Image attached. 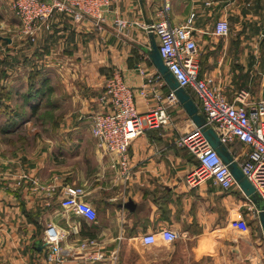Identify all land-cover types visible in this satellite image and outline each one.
<instances>
[{"label":"crops","instance_id":"1","mask_svg":"<svg viewBox=\"0 0 264 264\" xmlns=\"http://www.w3.org/2000/svg\"><path fill=\"white\" fill-rule=\"evenodd\" d=\"M13 1L0 0V11L15 13ZM164 2L114 0L100 28L56 12L50 29L40 28L34 41L21 35L16 16L15 34L0 35V86L18 123L1 133L0 264H54L46 246L42 252L35 247L50 226L62 235L64 264H264L260 229L241 233L230 224L239 214L250 222L258 214L240 187L224 190L212 179L187 184L198 159L176 140L196 125L180 103L171 124L132 141L128 173L93 135L94 116L108 111L102 96L115 69L134 90L142 113L156 102L153 90L163 97L169 92V86L153 84L147 96L140 94L158 70L139 45H150L145 26L155 22ZM170 2L172 24H188L194 14L199 76L230 101L241 89L263 98V80L252 77L264 74V0ZM117 18L129 24L123 32ZM222 18L231 30L220 37L214 30ZM246 36L255 50L243 48ZM31 122L38 130H22ZM227 147L239 162L245 159L241 143ZM23 173L30 179L18 185ZM70 186L83 187L95 220L62 207ZM165 228L180 238L165 241L159 235ZM147 234H157V241L144 244ZM97 254L102 258L94 259Z\"/></svg>","mask_w":264,"mask_h":264},{"label":"built area","instance_id":"2","mask_svg":"<svg viewBox=\"0 0 264 264\" xmlns=\"http://www.w3.org/2000/svg\"><path fill=\"white\" fill-rule=\"evenodd\" d=\"M113 1L14 0L13 9L19 19V32L34 41L40 28L50 29V20L56 12L70 14L77 22L90 19L100 28ZM170 9V0H165L158 18L145 28L156 35L164 63L182 87L195 93L200 113L221 141L226 146L235 142L242 144L239 156H245V159L240 162L238 158L235 159L257 194L264 200V98L255 99L249 90L241 89L236 93L234 100L230 101L212 86L210 79L201 78L200 63L197 59L198 44L191 32L194 14L188 24L174 25L171 23ZM115 24L118 32H123L129 25L122 18H117ZM230 30L229 21L222 18L217 21L214 34L227 36ZM153 84L161 88L168 86L158 72L148 77L147 83L141 87L140 94L147 96L150 85ZM104 89L102 102L108 107V111L94 116L92 132L101 147L120 158L122 167L128 173V150L132 141L148 130L171 124L172 115L169 108L179 101L171 89L164 97L153 90L155 104L146 112H140L134 90L127 85L118 69L106 78ZM176 144L198 159L197 167L186 177L189 186H197L208 179H212L224 190L238 186L228 164L211 146L199 127L195 126L179 135ZM29 179L30 176L23 173L17 179V184L21 185ZM84 195L83 187H67L61 205L65 210L72 209L89 220H95L97 211L84 200ZM230 224L241 233L250 232V225L242 214L231 220ZM45 233L47 260L54 264H64L66 257L60 246L61 233L52 226ZM159 235L170 243L180 238L179 232L171 228L161 230ZM157 239V234L142 237L143 243L147 245L155 243ZM93 258L100 259L102 256L97 254Z\"/></svg>","mask_w":264,"mask_h":264},{"label":"water","instance_id":"3","mask_svg":"<svg viewBox=\"0 0 264 264\" xmlns=\"http://www.w3.org/2000/svg\"><path fill=\"white\" fill-rule=\"evenodd\" d=\"M149 40V46L139 45V48L147 54L148 58L162 75L169 88L175 93L179 103L190 116L194 124L202 130L211 146L218 152L223 161L228 164L238 186L244 195L255 205L264 234V200L257 194L254 186L245 176L229 148L221 141L214 129L207 124L205 117L200 113L198 104L192 97L191 93L179 84L168 66L164 63L159 51L156 35L151 31H149ZM126 206L132 207L133 202L129 201ZM35 247L39 252H42L45 247L44 240L38 239L35 243Z\"/></svg>","mask_w":264,"mask_h":264},{"label":"rangeland","instance_id":"4","mask_svg":"<svg viewBox=\"0 0 264 264\" xmlns=\"http://www.w3.org/2000/svg\"><path fill=\"white\" fill-rule=\"evenodd\" d=\"M15 25L16 26L18 25V20H17V17H16L15 13H13L10 10H8V11H4V10L0 11V35L1 36H3V35H5V36H7V35L8 36L9 35L13 36V34H15L13 32ZM8 28H10V29H8ZM245 40H246V42H245V45H244L243 48L251 50V51L255 50V48L253 47V43L254 42H252L253 39L251 38V36H246ZM259 50L260 51L264 50V44L263 43H259ZM252 78L255 79V80H258L259 78H261L263 80V82H264V79H263L264 78V74L258 75V76L257 75H253ZM169 111H170V113L172 115V118H173V115L177 114V103H175L174 105L170 106ZM5 120H6V117L3 116V115H0V148H1V145L3 144V140L1 139V133H2V129H3ZM22 130H26V131L35 130L36 131V130H38L37 123L36 122H33V123L31 122V123L25 124V126L22 128ZM246 212H247V210H246ZM246 220H247L248 224L250 225V231H253L255 229L257 230V228H259L260 232H262V234H263L262 228L260 227L258 214H256L254 216V218L252 219L253 223L250 222L247 219V217H246Z\"/></svg>","mask_w":264,"mask_h":264},{"label":"trees","instance_id":"5","mask_svg":"<svg viewBox=\"0 0 264 264\" xmlns=\"http://www.w3.org/2000/svg\"><path fill=\"white\" fill-rule=\"evenodd\" d=\"M192 97L197 102V97L194 92H191ZM7 95L4 93L3 88L0 86V115L7 117V121L4 123L3 130L9 131L15 128L18 124L13 114V110L4 102V98Z\"/></svg>","mask_w":264,"mask_h":264}]
</instances>
